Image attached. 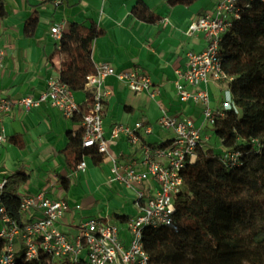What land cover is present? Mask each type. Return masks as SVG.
<instances>
[{"label":"crops","instance_id":"crops-1","mask_svg":"<svg viewBox=\"0 0 264 264\" xmlns=\"http://www.w3.org/2000/svg\"><path fill=\"white\" fill-rule=\"evenodd\" d=\"M137 1L52 0L38 7L39 23L35 34L25 37L24 25L38 2L7 0V16L0 18V45L6 53L3 68L0 69V96L12 99L40 97L46 92L48 81L59 74L63 58L58 43L50 37L51 27L65 23L67 31L73 22L86 25L94 22L105 32L93 42L94 64L108 62L117 71L142 68L161 90V95L154 101L147 94L137 95L115 78H108L105 85L112 95L104 112L107 133L116 123L134 126L136 122L143 121L155 125L145 139L152 145H158L174 136L171 130L156 125L165 113L190 116L196 125H201L202 107L180 100L174 84L175 71L185 67L188 52L205 49L206 41L202 34L188 36L186 31L202 15L213 13L220 0H191L189 5L173 7L168 4L169 0H143L151 12L163 22L167 21L165 27L162 22L150 24L137 19L132 14ZM208 90L216 110L223 109L226 103L232 101L226 83L210 84ZM73 95L79 105L86 102V92ZM3 127L5 137L18 136L24 148L20 149L8 141L0 145V179L22 169L29 179L21 195H32L47 189L50 197H63L70 206L82 204L79 212L65 216L62 221L65 232L76 233L80 222L89 217L107 215L122 225L135 214L134 195L118 184L108 185L109 171L107 175L103 174L89 157L85 173H72L68 169L64 151L69 135L79 125L73 122V118L64 117L49 102L29 112L14 110L4 117ZM205 128L206 132L214 134L212 128ZM111 153L122 155L123 162H128L131 157L130 147L124 138L111 146ZM102 165L109 167L107 163ZM61 177L69 179L68 192L60 183ZM82 183L95 185L96 193L86 194ZM121 196L123 199L119 198ZM124 199L125 202L120 201ZM125 235L128 238L127 233Z\"/></svg>","mask_w":264,"mask_h":264},{"label":"built area","instance_id":"built-area-1","mask_svg":"<svg viewBox=\"0 0 264 264\" xmlns=\"http://www.w3.org/2000/svg\"><path fill=\"white\" fill-rule=\"evenodd\" d=\"M238 1L220 0L213 13H205L186 31L188 36L202 34L206 47L202 52L187 53L185 67L175 71L174 84L182 102L202 107V124L196 125L190 116L163 114L156 125L174 133L167 144L148 143L145 137L153 132L155 125L143 121L134 126L116 123L109 133L105 128L104 112L112 95L105 85L106 80L113 77L131 92L147 94L155 101L161 90L146 71L139 67L117 71L104 62L95 65V72L87 77L86 89L91 90V100L81 122L83 146L96 149L104 157L103 163L109 164L108 185L118 184L134 195L135 214L122 225L107 215L89 217L80 222L76 233L70 234L63 230L62 221L67 214L79 212L82 206H70L63 197L52 198L49 191L43 189L36 194L21 195L20 220L15 221L2 203L6 178L0 179V238L4 241L0 264H16L20 253L27 262L45 256L48 264H148L144 231L171 223L175 198L184 189V169L197 161L200 151L209 149L212 136L207 134L205 126L214 130L231 106V102L226 103L223 109L216 110L208 86L228 85L232 80L222 68L219 49L222 36L238 18ZM162 25L165 27L167 21H162ZM65 31V23L54 24L50 29V37L58 43L59 50ZM5 56L0 45V69ZM59 65L60 70L61 63ZM73 94L58 74L48 81L46 92L38 98L0 96V145L7 142L4 117L14 110L29 112L49 102L64 117L72 119L80 107ZM121 138L130 147L128 162L121 160L122 155L111 153V146ZM254 142L260 146L259 140ZM219 156L224 165L232 167L238 164L240 153L222 147ZM86 159L83 157L76 172H86Z\"/></svg>","mask_w":264,"mask_h":264},{"label":"trees","instance_id":"trees-1","mask_svg":"<svg viewBox=\"0 0 264 264\" xmlns=\"http://www.w3.org/2000/svg\"><path fill=\"white\" fill-rule=\"evenodd\" d=\"M51 1L37 0L24 25L25 37L35 34L38 7ZM6 3L7 0H0V18L7 16ZM191 3V0L168 1L171 7ZM237 7L238 18L222 36L219 49L222 68L232 78L228 84L232 101L213 133L222 147L240 153L239 162L227 167L220 160V151L209 148L199 152L194 164L187 165L182 173L184 189L175 198L171 223L144 231L148 264H264V0H239ZM132 14L150 24L163 21L143 0L136 2ZM104 34L94 22L89 25L73 22L60 41L63 58L59 76L73 93L84 91L87 96L73 117L79 127L69 135L64 151L72 173L83 157H89L96 167L104 159L96 149L83 146L81 126L91 100L86 83L87 77L95 72L93 42ZM254 140H259V147ZM7 141L24 148L18 136ZM28 179L22 169L6 178L2 203L15 221L20 220L21 193ZM60 183L68 192V177H61ZM3 246L0 238V254ZM42 263L48 264L45 256L27 262L21 253L16 262Z\"/></svg>","mask_w":264,"mask_h":264},{"label":"rangeland","instance_id":"rangeland-1","mask_svg":"<svg viewBox=\"0 0 264 264\" xmlns=\"http://www.w3.org/2000/svg\"><path fill=\"white\" fill-rule=\"evenodd\" d=\"M206 129V128H205ZM208 133H210L209 131L207 132V134ZM211 141H210V145H209V148H212V149H214V151H216V152H218V151H220L221 150V143H220V141L217 139V137L214 135V134H211ZM99 169H100V171L103 173V174H105V175H107V171H109V167H107V166H104V165H100L99 166ZM86 175V174H85ZM93 182V181H92ZM91 182V183H92ZM94 183V182H93ZM85 185V186H84ZM82 186L84 187V188H86L85 189V193L86 194H89V195H91L92 193H96V191H95V189H96V186L95 185H88L87 183H85V184H83L82 183ZM119 198H121V199H123V197L121 196V197H119ZM79 201H81L80 199H79ZM120 201H124L125 202V199L124 200H120ZM80 203V202H79ZM82 205V204H81ZM126 245H128V243H126Z\"/></svg>","mask_w":264,"mask_h":264}]
</instances>
